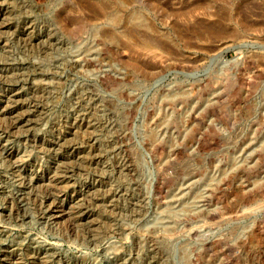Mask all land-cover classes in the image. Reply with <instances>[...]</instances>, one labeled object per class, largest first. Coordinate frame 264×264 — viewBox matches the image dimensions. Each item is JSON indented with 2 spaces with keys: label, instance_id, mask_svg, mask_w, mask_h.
Instances as JSON below:
<instances>
[{
  "label": "rangeland",
  "instance_id": "obj_1",
  "mask_svg": "<svg viewBox=\"0 0 264 264\" xmlns=\"http://www.w3.org/2000/svg\"><path fill=\"white\" fill-rule=\"evenodd\" d=\"M100 1L0 0V264H264V0Z\"/></svg>",
  "mask_w": 264,
  "mask_h": 264
},
{
  "label": "bare ground",
  "instance_id": "obj_2",
  "mask_svg": "<svg viewBox=\"0 0 264 264\" xmlns=\"http://www.w3.org/2000/svg\"><path fill=\"white\" fill-rule=\"evenodd\" d=\"M95 1H97L98 3H96V4H93L94 2L92 3V4H93V7H94V5H97V6L94 7V8H96V9H95V12H93L94 14H93L90 18L94 19V21L96 22V20H97L98 18H99V20H100V18H102V17H100V16H101V12L103 13V11H101L102 8L100 9V4H101L100 2H101V1H100V0H95ZM113 1H114V0H113ZM117 1H118V0H117ZM6 2H7V1H6ZM90 3H91V2H90ZM114 3H115V2H114ZM116 3H117V2H116ZM118 3H119V2H118ZM98 5H99V8H97ZM83 6H84V5H83ZM86 6H87V3H86ZM88 6H90V4H89ZM94 8H93V9H94ZM98 9H99V10H98ZM80 11H81V10H80ZM89 11H90V10H89ZM80 13H81V12H80ZM80 13H79V15H80ZM91 13H92V12H91ZM91 13H90V14H91ZM81 15H83V14L81 13ZM85 15H86V14H85ZM85 15H84V16H85ZM78 17H79V16H78ZM82 17H83V16H82ZM82 17L79 19V25L82 23V21H83L84 19H85V21L87 20L88 22H89V21H90V22L92 21V20H90V18L88 17V15H86V17L83 18V20H82ZM106 17H107V16H106ZM86 18H89V19H86ZM67 20H68V19H67ZM99 20H98V21H99ZM101 20H102V19H101ZM94 21H92V22L94 23ZM98 21H97V22H98ZM64 23H65V22H64ZM64 23H63V24H64ZM84 23H85V22H83V23L81 24V27H82V28L85 26ZM27 24H28V23H27ZM69 24H70V23L67 24V27H66L67 29L70 28V26H72V25H69ZM94 24H95V23H94ZM205 25H206V24H205ZM246 25H247V24H246ZM27 26H28V25H27ZM203 27H204V26H203ZM214 28H215V26H214ZM218 28H219V27H218ZM209 29H211V28L209 27ZM209 29L206 28V30H209ZM212 30L214 31L213 28H212ZM212 30H211V31H212ZM215 30H216V29H215ZM83 31H84V30H83ZM216 31H219V30L217 29ZM4 32H5V31H4ZM205 32H206V31H205ZM209 32H210V31H209ZM219 32H220V31H219ZM221 32H223V30H222ZM216 33H217V32H216ZM213 34H214V32H213ZM217 34H218V33H217ZM223 34H224V33H223ZM200 35H201V34H200ZM201 36H202V35H201ZM216 36H217V35H216ZM202 37H203V36H202ZM208 38H209V37H208ZM25 40H26V39H25ZM150 43H151V44H147V45H145V46L142 47V48H145L146 51H148V52H150V53H152V54H154V52H155V54H156V53H157L156 50L159 49V46H160V45H159L158 48H157L156 45H152V42H150ZM153 43H154V42H153ZM21 44H22V43H21ZM53 45H54V44H53ZM127 45H128V44H127ZM191 45H192V44H191ZM35 46H36V45H35ZM164 46H165V45H164ZM123 47H124V46H123ZM161 47H162V46H161ZM126 48H128V47H126ZM162 48H163V47H162ZM162 48H161V49H162ZM9 49H10V48H9ZM42 50H43V49H42ZM138 50H139V49H138ZM163 50H164V49H163ZM164 51H167V49H165ZM119 53H120V52H119ZM157 56H158V55H157ZM154 57H155V56H154ZM132 59H133V58H132ZM134 61H136V59H135ZM3 62H4V61H3ZM131 65H132V69H134V70H137L138 68H140V65H139L137 62H133V64H131ZM140 69H141V68H140ZM147 69H148V68H147ZM149 70H152V69H149ZM137 71H139V69H138ZM145 71H147V70H145ZM150 72H151V71H150ZM146 73H147V72H146ZM149 74H150V73H149ZM151 74H152V73H151ZM15 80H16V79H15ZM0 81H1V80H0ZM13 83H14V82H13ZM0 93H1V92H0ZM30 93H31V92H30ZM31 96H32V95H31ZM31 96H30V97H31ZM33 97H34V96H33ZM16 100H17V99H16ZM20 101H21V100H20ZM30 104H31V103H30ZM5 105H6V104H5ZM10 106H11V105H10ZM2 109H3V108H2ZM19 111H20V110H19ZM25 111H26V110H25ZM20 112H21V111H20ZM17 113H18V112H17ZM24 113H25V112H24ZM20 114H21V113H20ZM29 118H30V117H29ZM26 119H27V118H26ZM7 120H8V119H7ZM1 121H2V120H1ZM5 121H6V120H5ZM13 121H14V120H13ZM24 121H25V120H24ZM32 121H33V120H32ZM10 122H11V121H10ZM13 123H14V122H13ZM11 124H12V123H11ZM9 127H10V126H9ZM17 131H18V130H17ZM20 131H21V130H20ZM88 131H89V130H88ZM24 134H25V133H24ZM24 134H23V135H24ZM11 135H12V134H11ZM13 135H14V134H13ZM24 141H25V140H24ZM7 149H8V148H7ZM0 156H1V155H0ZM17 159L19 160V158H17ZM15 160H16V159H15ZM8 161H9V160H8ZM8 161H7V162H8ZM10 162H11V161H10ZM62 162H63V161H62ZM63 164H64V163H63ZM12 165H13V164H12ZM66 176H67V175H66ZM20 180H21V179H20ZM22 180H23V179H22ZM49 180H50V179H49ZM23 181H25V180H23ZM23 181H22V182H23ZM20 183H21V182H20ZM20 183H19V184H20ZM23 184H24V183H23ZM29 185H30V184H29ZM43 185H44V184H43ZM68 185H69V184H68ZM70 185H71V184H70ZM27 186H28V185H27ZM35 187H36V186H35ZM45 187H46V186H45ZM65 188H66V187H65ZM62 190H63V189H62ZM8 193H9V192H8ZM48 194H49V193H48ZM48 194H47V195H48ZM59 194H60V193H59ZM59 194H58V195H59ZM5 195H6V194H5ZM36 195H37V194H36ZM36 195H35V196H36ZM13 198H14V197H13ZM14 199H15V198H14ZM22 199H23V198H22ZM50 201H52V200H50ZM10 203H11V202H10ZM57 203H58V202H57ZM16 204H17V203H16ZM47 205H48V204H47ZM49 205H50V204H49ZM52 205H53V204H52ZM58 206H59V205H58ZM49 207H50V206H49ZM9 208H10V207H9ZM13 208H14V207H13ZM61 209H62V208H61ZM47 210H48V209H47ZM52 211H53V209H52ZM15 212H16V210H15ZM44 212H45V211H44ZM16 213H17V212H16ZM59 215H60V214H59ZM11 216H12V215H11ZM13 216H14V215H13ZM16 217H17V216H16ZM22 218H23V217H22ZM92 218H93V217H92ZM48 219H49V218H48ZM50 219H51V218H50ZM83 222H84V221H83ZM86 222H87V221H86ZM5 224H6V223H5ZM80 224H81V223H80ZM74 225H75V224H74ZM78 225H79V224H78ZM83 226H84V225H83ZM67 227H68V226H67ZM74 227H75V226H74ZM79 227H80V226H79ZM95 227H96V226H95ZM0 229H1V228H0ZM5 229H6V228H5ZM86 229H87V227H86ZM74 230H75V229H74ZM79 230H80V229H79ZM110 230H111V229H110ZM94 231H95V230H94ZM75 232H76V231H75ZM88 233H89V232H88ZM75 235H76V234H75ZM132 235H133V234H132ZM83 236H84V235H83ZM83 236H82V237H83ZM88 236H89V235H88ZM92 238H93V237H92ZM83 239H84V238H83ZM89 239H90V238H89ZM89 239H88V240H89ZM80 242H81V241H80ZM92 244H93V243H92ZM83 246H84V244H83ZM96 246H97V245H96ZM96 246H95V247H96ZM12 248H13V247H12ZM91 248H92V247H91ZM88 249H89V248H88ZM94 250H95V249H94ZM49 255H50V254H49ZM41 256H42V255H41ZM28 257H29V256H28ZM1 259H2V258H1ZM37 260H38V259H37ZM16 262H17V261H16ZM67 263H68V262H67Z\"/></svg>",
  "mask_w": 264,
  "mask_h": 264
}]
</instances>
